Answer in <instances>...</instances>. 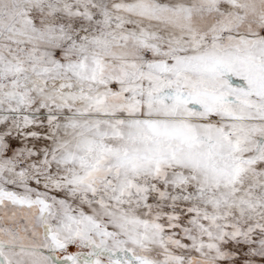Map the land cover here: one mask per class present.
I'll use <instances>...</instances> for the list:
<instances>
[{
	"label": "snow or ice",
	"instance_id": "6c2138e0",
	"mask_svg": "<svg viewBox=\"0 0 264 264\" xmlns=\"http://www.w3.org/2000/svg\"><path fill=\"white\" fill-rule=\"evenodd\" d=\"M0 264H264V0H0Z\"/></svg>",
	"mask_w": 264,
	"mask_h": 264
}]
</instances>
